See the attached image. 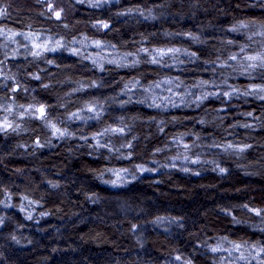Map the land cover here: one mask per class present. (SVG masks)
<instances>
[{
    "label": "trees",
    "instance_id": "1",
    "mask_svg": "<svg viewBox=\"0 0 264 264\" xmlns=\"http://www.w3.org/2000/svg\"><path fill=\"white\" fill-rule=\"evenodd\" d=\"M0 33L57 43L0 49L46 110L0 129V264H264V0H0Z\"/></svg>",
    "mask_w": 264,
    "mask_h": 264
},
{
    "label": "rangeland",
    "instance_id": "2",
    "mask_svg": "<svg viewBox=\"0 0 264 264\" xmlns=\"http://www.w3.org/2000/svg\"><path fill=\"white\" fill-rule=\"evenodd\" d=\"M45 3L50 0H42ZM53 9V6H50ZM57 43L51 37L43 35H9L7 33H0V49L6 51L13 58L18 57H38L44 56L47 53L57 50ZM107 55V54H105ZM112 60L115 57L110 58ZM122 60V59H121ZM7 66L0 67V78L7 73ZM155 93H153L154 95ZM172 102L167 103L170 105ZM33 110L17 109L13 103H4L0 101V129L9 121L12 115H16L18 119L25 115H32L37 118L44 117L46 110L43 108ZM90 113V110H89ZM91 114V113H90ZM109 183L114 187H124L136 179V176L130 175L127 172L113 171L108 175ZM225 256L221 258L220 264H251L253 262L263 264L261 260V253L257 250H240L239 248L227 249L224 251ZM231 257L236 263H230Z\"/></svg>",
    "mask_w": 264,
    "mask_h": 264
},
{
    "label": "snow or ice",
    "instance_id": "3",
    "mask_svg": "<svg viewBox=\"0 0 264 264\" xmlns=\"http://www.w3.org/2000/svg\"><path fill=\"white\" fill-rule=\"evenodd\" d=\"M57 16H59V13H56ZM41 113H43V108L40 109ZM215 251V249H214Z\"/></svg>",
    "mask_w": 264,
    "mask_h": 264
}]
</instances>
